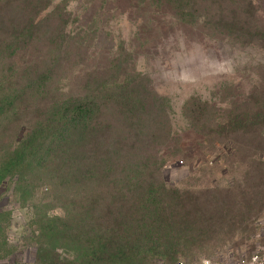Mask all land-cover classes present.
<instances>
[{"label": "rangeland", "instance_id": "obj_1", "mask_svg": "<svg viewBox=\"0 0 264 264\" xmlns=\"http://www.w3.org/2000/svg\"><path fill=\"white\" fill-rule=\"evenodd\" d=\"M186 6L193 17L181 21L159 0H53L40 14L47 30L78 37L68 51L95 69L92 80L128 62L129 74L166 100L180 150L159 180H137L144 186L136 191L105 179L69 190L50 183L44 169L12 168L26 166L35 129L51 111H41L33 128L24 124L30 110L0 106V261L224 264L256 257L264 264V158L251 164L232 157L228 145L198 140L186 104L197 99L222 109L263 85L264 47L210 34L197 18L203 2Z\"/></svg>", "mask_w": 264, "mask_h": 264}, {"label": "trees", "instance_id": "obj_2", "mask_svg": "<svg viewBox=\"0 0 264 264\" xmlns=\"http://www.w3.org/2000/svg\"><path fill=\"white\" fill-rule=\"evenodd\" d=\"M52 1L0 0V106L19 114L30 110L24 124L33 128L41 111L52 113L45 127L35 129L26 166L12 168L44 169L50 183L59 180L69 190L105 179L136 191L143 185L137 180H159L161 167L180 150L166 100L130 75L128 62L112 63L106 76L92 80L95 69L68 51V41L78 37L44 28L40 14ZM188 1L159 4L181 21L193 17ZM201 1L204 16L197 18L204 17L210 34L264 47V0ZM238 98L222 109L190 99L187 119L207 146L228 145L232 157L256 164L264 158V84Z\"/></svg>", "mask_w": 264, "mask_h": 264}, {"label": "built area", "instance_id": "obj_3", "mask_svg": "<svg viewBox=\"0 0 264 264\" xmlns=\"http://www.w3.org/2000/svg\"><path fill=\"white\" fill-rule=\"evenodd\" d=\"M177 264H182V263H177ZM202 264H211V263L204 262ZM224 264H258V260L256 257H254V258H251L250 260L239 259L236 261H229V262L224 263Z\"/></svg>", "mask_w": 264, "mask_h": 264}, {"label": "crops", "instance_id": "obj_4", "mask_svg": "<svg viewBox=\"0 0 264 264\" xmlns=\"http://www.w3.org/2000/svg\"><path fill=\"white\" fill-rule=\"evenodd\" d=\"M0 264H33L30 261H20L18 259H11L6 261H0Z\"/></svg>", "mask_w": 264, "mask_h": 264}]
</instances>
